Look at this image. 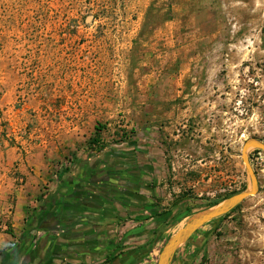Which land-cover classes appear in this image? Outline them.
<instances>
[{
    "label": "rangeland",
    "instance_id": "374dc122",
    "mask_svg": "<svg viewBox=\"0 0 264 264\" xmlns=\"http://www.w3.org/2000/svg\"><path fill=\"white\" fill-rule=\"evenodd\" d=\"M143 131L149 159L165 152L156 204L180 209L163 246L250 188L241 152L264 143V0H0V246L25 185L20 160L38 150L59 164ZM248 157L258 194L171 264H264V152Z\"/></svg>",
    "mask_w": 264,
    "mask_h": 264
},
{
    "label": "crops",
    "instance_id": "0c3cea01",
    "mask_svg": "<svg viewBox=\"0 0 264 264\" xmlns=\"http://www.w3.org/2000/svg\"><path fill=\"white\" fill-rule=\"evenodd\" d=\"M141 143L59 164L38 150L20 160L25 185L16 195L14 237H2L0 264H156L180 209L161 213Z\"/></svg>",
    "mask_w": 264,
    "mask_h": 264
},
{
    "label": "water",
    "instance_id": "95a60500",
    "mask_svg": "<svg viewBox=\"0 0 264 264\" xmlns=\"http://www.w3.org/2000/svg\"><path fill=\"white\" fill-rule=\"evenodd\" d=\"M251 150H259L264 152V143L257 139H250L246 141L242 147L241 159L245 166L246 174L249 177L250 188L244 192L237 193L214 207L201 210L195 213L186 224L174 233L164 244L157 264H171L173 258L181 246L189 244L191 238L206 224L218 219L237 206H239L246 199L254 197L259 192L258 177L252 165L250 164L248 154Z\"/></svg>",
    "mask_w": 264,
    "mask_h": 264
},
{
    "label": "flooded vegetation",
    "instance_id": "af4514ba",
    "mask_svg": "<svg viewBox=\"0 0 264 264\" xmlns=\"http://www.w3.org/2000/svg\"><path fill=\"white\" fill-rule=\"evenodd\" d=\"M145 132H148V131L141 132L140 140L144 143V145H149L150 144L149 143L150 140H149V136H148L149 134H147ZM160 133H161V131L159 129L158 130H154L153 140L156 141V143H157L159 148H162L163 147V142H162ZM143 148H144V146H143ZM159 148H158V150H160ZM141 155L144 156L142 164L145 167L152 166L153 175L156 178H158L160 176L161 170L164 168V166H167L166 165L165 152L162 151V155L160 157L157 156L155 158L156 160H154V161L148 158V156L146 155L145 150H143V149H142ZM147 171H148L147 169L144 170V174L145 175L147 174Z\"/></svg>",
    "mask_w": 264,
    "mask_h": 264
},
{
    "label": "trees",
    "instance_id": "16d2710c",
    "mask_svg": "<svg viewBox=\"0 0 264 264\" xmlns=\"http://www.w3.org/2000/svg\"><path fill=\"white\" fill-rule=\"evenodd\" d=\"M97 141L95 140V143H96ZM99 144L98 143H96V144H93V146H98ZM100 148V147H99ZM256 151H258L259 152V150H256ZM235 194H237V193H231V194H228V195H225L224 197H223V199L222 200H225V199H227V198H229V197H231V196H233V195H235ZM217 203H215V204H212L211 206H209V208L210 207H212V206H214V205H216ZM240 206V205H239ZM239 206H237L235 209H237ZM235 209H233L232 211H234ZM231 211V212H232ZM231 212H229V213H231ZM229 213L228 214H226V215H224V216H222V217H220V218H218V219H215V220H219V219H223V218H225V217H227L228 215H229ZM215 220H213V221H215ZM212 222V221H211ZM9 235L10 236H12V237H14L13 236V233H9Z\"/></svg>",
    "mask_w": 264,
    "mask_h": 264
},
{
    "label": "built area",
    "instance_id": "2783aa9c",
    "mask_svg": "<svg viewBox=\"0 0 264 264\" xmlns=\"http://www.w3.org/2000/svg\"><path fill=\"white\" fill-rule=\"evenodd\" d=\"M99 148L97 146H93V149L91 150L90 153H92L93 155H97L100 154L101 151L98 150Z\"/></svg>",
    "mask_w": 264,
    "mask_h": 264
}]
</instances>
